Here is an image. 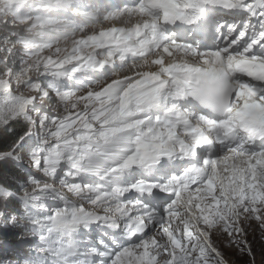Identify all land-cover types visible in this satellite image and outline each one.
<instances>
[{
    "label": "snow or ice",
    "instance_id": "obj_1",
    "mask_svg": "<svg viewBox=\"0 0 264 264\" xmlns=\"http://www.w3.org/2000/svg\"><path fill=\"white\" fill-rule=\"evenodd\" d=\"M174 7L162 30L153 25L159 54L127 65L109 52L102 68L116 79L78 97L83 110L55 111L54 81L43 91L32 84L39 106L32 97L16 112L4 100L0 161L27 178L18 191L0 183V264H154L157 235L170 264L253 257L247 230L264 239V71L244 66H264V0ZM71 71L75 79L79 68ZM257 140L249 153L244 146ZM217 144L244 167L223 176ZM15 202L19 212H9ZM177 221L182 241L180 228L171 231ZM18 227L22 238L9 240ZM93 231L106 239L93 243Z\"/></svg>",
    "mask_w": 264,
    "mask_h": 264
},
{
    "label": "rangeland",
    "instance_id": "obj_2",
    "mask_svg": "<svg viewBox=\"0 0 264 264\" xmlns=\"http://www.w3.org/2000/svg\"><path fill=\"white\" fill-rule=\"evenodd\" d=\"M39 4V3H36ZM5 0H0V61H4L5 64L2 66L0 63V118L8 113L5 112L4 100L7 99L9 104L14 106L11 107V111H19L21 106L27 107L26 101L29 98L36 97L35 103L37 106L41 102V97L37 91L33 90L32 86H27L26 89L21 88V92L18 93H7L3 91L1 83L10 81L15 74H19L21 80L24 81V77H29L32 83H38L40 85L41 91L51 87L50 81L57 83L58 78L62 77L59 68H53L56 64L50 66V68H36L31 65V60L34 57L33 46L27 41H23V36L29 35L32 31V27L35 23H18L19 21L13 16L11 17L8 12L4 11ZM41 22H38V25ZM63 26L58 24L55 26V30L60 33ZM15 32L17 35L13 34ZM5 69H2V68ZM11 69V74L9 75L7 70ZM15 80V79H14ZM16 84V81H14ZM20 81L18 85H20ZM17 86V85H16ZM19 89V88H18ZM62 96L61 101L55 105L54 110L64 114L67 112H74L76 109L72 108L73 104H77L78 108L82 110L83 106L71 100V98L65 97V95L60 92ZM57 97H53L56 100ZM90 110V109H89ZM218 191V190H217ZM184 231V230H183ZM183 231L181 232L180 239L183 240ZM25 244L31 243L32 241L26 236L23 238ZM247 239L252 246L253 257L240 256L234 252H229L226 259L229 260V264H247V261L251 262L254 258L255 264H264V239L261 238V233L256 230L249 228L247 230ZM20 240V239H19ZM24 245H20L22 247ZM167 244L162 247V253L158 259L154 261V264H170V261L164 255V249Z\"/></svg>",
    "mask_w": 264,
    "mask_h": 264
},
{
    "label": "trees",
    "instance_id": "obj_3",
    "mask_svg": "<svg viewBox=\"0 0 264 264\" xmlns=\"http://www.w3.org/2000/svg\"><path fill=\"white\" fill-rule=\"evenodd\" d=\"M15 92L18 93L19 89H16ZM13 123L15 124L16 122ZM14 131H19V128H15ZM22 176L24 180V175L22 173H17L11 162L0 161V183L5 184L7 187L12 188L14 191H18L19 185L23 183V180L21 179ZM8 209L11 211L19 212V203L15 202L14 204L10 205ZM22 232L23 228L18 227L13 230V234L10 235L8 239L15 241L22 234Z\"/></svg>",
    "mask_w": 264,
    "mask_h": 264
},
{
    "label": "bare ground",
    "instance_id": "obj_4",
    "mask_svg": "<svg viewBox=\"0 0 264 264\" xmlns=\"http://www.w3.org/2000/svg\"><path fill=\"white\" fill-rule=\"evenodd\" d=\"M78 4H80L79 0H74V5H78ZM86 26H87V23H85V27ZM83 30H84V28L81 29L80 31H83ZM73 41H74V36L67 37L64 41V43H65L64 49H68V48L72 47ZM154 57H155L154 55H149L147 59L149 61H151V59ZM154 69H155V66H152V70H154ZM111 76H112V74H111ZM112 79H116V78L114 76H112ZM244 147H245V149L248 147L247 151L249 153H251L249 150V144H246ZM243 160H244V157L238 156L236 153H231L227 158L225 157L223 164L226 166H229V167H227L229 169V171H224L225 167L222 166V175L227 177L229 175L231 169L237 165H239L240 167H244ZM237 183H239V182H237ZM245 191H247V189H245Z\"/></svg>",
    "mask_w": 264,
    "mask_h": 264
}]
</instances>
